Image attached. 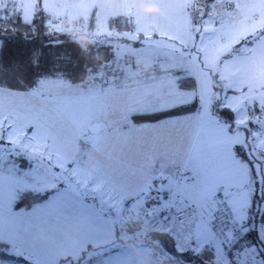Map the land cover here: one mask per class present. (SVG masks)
<instances>
[{
    "label": "rangeland",
    "instance_id": "374dc122",
    "mask_svg": "<svg viewBox=\"0 0 264 264\" xmlns=\"http://www.w3.org/2000/svg\"><path fill=\"white\" fill-rule=\"evenodd\" d=\"M100 2L0 0V18H5V11L14 14L19 10L21 20L29 23L37 8H42L60 21L61 33L82 34L79 40L85 42L82 39L88 38L91 30L93 37L86 39L89 43H107L121 58L128 48L115 41L117 32L109 28L112 18L104 14L107 9ZM224 2L230 11L224 18L219 51L228 55L211 60L215 51L211 48L198 61L185 46L189 31L180 45L179 66L194 77L192 90L169 94L139 88L128 91L130 88L124 86L109 93V83L126 81L121 75L107 74L103 70L106 64L81 84L45 79L30 92L0 88V254L20 257L27 264H88L95 258L101 261L93 264H163L164 258L168 263L170 257L168 264H185L157 247L158 239L148 238L151 231L163 233L168 229L174 251L189 250L200 255L208 249L213 251L214 264H230L221 243L206 225L213 198L222 190L236 208V219L255 226L258 243L249 253L257 264H264V0ZM197 3L191 0L188 10H196ZM130 35L141 43L148 40ZM165 37L168 34L162 32V40ZM153 42L146 41L144 48L131 52L154 57L155 49L149 46ZM190 103H195L196 110L181 116L187 122L180 126H185L150 128L159 135L150 134L147 124L132 126L129 121L135 112H155ZM219 112H223V120ZM100 116L106 121L116 119L119 131L117 138H112L108 133L115 128L104 130L103 151L117 157L121 164L126 158L136 162L138 173L134 177L120 166L114 169L119 179L116 186L111 178L98 175L95 167L93 135ZM127 116L128 120L122 119ZM148 136L160 138L152 148L145 149L143 137ZM81 138L88 141L85 163ZM131 142L137 148L134 153ZM33 146L45 158L50 154L46 162L41 156H33ZM127 179L134 182V206L129 204L133 200H124L122 194ZM112 188L118 193L114 194ZM34 189L47 197L30 209L13 208L20 193ZM255 193L261 199L257 206L252 204ZM163 196L169 200L162 205L147 208L143 202ZM179 212L185 213V224L168 216ZM147 215L148 221L144 220ZM84 216H101L102 226L95 225L103 229L99 230L103 232L99 242L94 239L93 221ZM165 216L169 218L165 220ZM167 220L171 221L165 223ZM136 221L145 222L135 232L123 230V223ZM42 225L44 233L40 231ZM90 242L96 244L92 246L95 248H87L86 252Z\"/></svg>",
    "mask_w": 264,
    "mask_h": 264
},
{
    "label": "crops",
    "instance_id": "0c3cea01",
    "mask_svg": "<svg viewBox=\"0 0 264 264\" xmlns=\"http://www.w3.org/2000/svg\"><path fill=\"white\" fill-rule=\"evenodd\" d=\"M98 1H101L100 2L101 6H106L104 8L107 10L105 11L104 14H107L110 18L125 17L130 23V29L128 31L122 34L117 32L115 35L116 36L115 41H120L123 44V46L128 48V50L124 51L123 54L120 55L121 58H119L117 56L118 54L115 53L112 59L109 60V62L105 63L106 65H108V67L103 69L106 71L107 74L119 75V76L121 75L126 82L124 84H122V82L118 84H115L114 82L109 83L106 86L110 88L109 93L113 92L114 90H120L118 87L125 86L130 88L128 89V91H134L137 90L136 88H139L138 90L153 91L156 93L165 92L172 94L174 90L176 91L180 90L176 86L177 80L182 79L184 77H190L194 81V77L189 75L190 71H188L185 68H181L179 66L180 64L179 62L181 58V52L179 48L180 45H183V42L186 40L185 35L187 34L188 31H189V39H188V44L185 43V46L189 51H191L192 54H194V57L198 61L201 62L206 57V54L210 53V52H206L205 51L206 49H211V48L215 49V51L211 53V60L212 58L215 57L223 58L227 54V52H224L222 54L219 51L220 44L223 42L222 37H224L223 36L224 18H226L227 12L230 11L229 5L228 4L226 5L224 0H214V2H206V0L205 1L195 0V2H198L197 3L198 7L196 10H192V9L188 10L191 0H103V2L102 0H98ZM161 3L165 4L166 7H160L159 5ZM129 5L131 6L129 7ZM156 9L159 10L160 13H158ZM159 29L162 30V32L168 34V37H165L164 40H162L161 38L162 32H159ZM132 33L133 36H138L139 38L145 37L143 39L147 38L148 40L146 41H150V40L154 41L149 45L150 48L152 47L155 49L154 57L133 54L131 52L132 49L136 50L142 47L144 48L146 46L144 44L146 41L144 42V40H142L141 43L139 39L131 38L130 34ZM150 37L151 38L154 37V39H151ZM137 40L139 41V43L135 44L134 42H136ZM166 40H172L174 43L166 44ZM135 64H143V66H138ZM111 80L113 79L111 78ZM155 81L157 82V85ZM194 88H195V81H194ZM148 111L135 112L132 115L153 113ZM131 116L129 118V121L132 126L140 127L145 125V124L142 125L133 124V122L131 121ZM180 118L181 116L168 118L155 123H147L148 126L147 130L150 134L159 135L160 134L159 131H155L151 129L155 127H164V128L165 127L174 128V126L184 127L185 125L180 126V124H186L187 121H183ZM122 119L128 120V116L123 117ZM95 126L97 127V130L94 132L93 135L94 137L93 149L97 154L95 156V161H97L95 162V167L97 169V172L99 171L98 175L111 178L113 180V184L116 186L117 183L119 182V179H118V175H114V169L120 166L122 167V169L129 171L131 173V176L134 177V173L135 174L138 173L135 172L136 162L134 160L132 162L131 159H129L128 161V159L126 158L124 164H121L119 163L117 157L103 151V148L105 147L106 144V135H104V130L115 128L111 133H108V135H111L112 138H117L119 131H118L116 119L114 121H112L111 119L109 121H106V120H102L100 116L96 120ZM127 126L128 124L126 123L124 127ZM143 138L145 140L144 147L145 149H148V148H152L155 144L158 143L160 136H148ZM81 140L85 146V148L83 149V153H84L83 162L85 163L87 157V155H85L86 154L85 150L88 141H86L85 138H81ZM130 147L132 149L131 151L132 153L137 151V148L133 142H131ZM31 149L33 151L32 152L33 156L36 157L41 156L44 159V162H46V158L50 156V154L48 153V155L45 158L40 151L39 152L35 151L34 146ZM100 162L103 163L101 164ZM155 163L149 166L147 165V167L150 168L154 166ZM102 170H106V171L103 173ZM130 181H131L130 179L129 180L127 179L125 183V190L122 193L123 195H125L124 200L126 201L131 200L132 199L131 196H133L134 194V186H133L134 182L130 183ZM112 190L114 191V194L118 191V189L115 188H112ZM33 191H36V189H34ZM110 195H112V192H110ZM113 198L116 199V196ZM150 199L151 198H149V200H143V202L147 204V208H151L152 205H162L169 200L167 196H163L162 198L154 197V199L152 197V200H154V202H152ZM130 202L131 203L129 204L133 206L136 205L134 200ZM172 214L173 213H170V215ZM83 219H88L93 221V225H94L93 232L95 237L94 239L98 240L99 242V239H101L100 237L103 236V232L101 233L99 231V230H103L100 227L102 226L101 216H98L95 219L84 216ZM145 219H147L148 221V215L146 216V218H144V220ZM144 222L145 221H142V223ZM97 224L100 225L99 228L95 227V225ZM40 231L44 233V225H42ZM164 232H168V229ZM109 239H111L110 236L108 240ZM7 245L8 244H6V246ZM93 245L96 244L90 242L89 244L86 245V249L84 250H86V252H88L89 249L92 250L93 248H95L92 247ZM16 246L18 247L19 245L16 243ZM208 251L209 252H207L206 256L209 257V262L208 260H206V264H214L213 251L210 250ZM96 255L97 253L95 254V256ZM16 259H17V263H14L13 261L7 262L6 260L0 259V264H27V262H24L20 257H16ZM95 260L92 259L89 260L88 264H93L94 262L101 261L100 258H98L97 261ZM185 264H189V263H185Z\"/></svg>",
    "mask_w": 264,
    "mask_h": 264
},
{
    "label": "trees",
    "instance_id": "16d2710c",
    "mask_svg": "<svg viewBox=\"0 0 264 264\" xmlns=\"http://www.w3.org/2000/svg\"><path fill=\"white\" fill-rule=\"evenodd\" d=\"M4 15L5 18H0V88L2 89L13 92H30L39 81L45 79H63L81 84L86 82L90 74L98 72L101 66L109 62L114 56L113 48L107 43H89L86 40L93 37L91 30L89 37L82 39L85 42L79 40V36H83L82 34L75 36L61 33L60 21L52 18L42 8H37L29 23L21 20L19 10H15L14 14L5 11ZM65 26L69 27L68 24ZM109 28L114 32H126L130 29V23L125 17H114L109 21ZM176 86L180 90H192L194 89V81L190 77H184L176 81ZM195 110V103L183 104L153 113L134 114L131 116V121L135 125L155 123L168 118L184 116L193 113ZM222 113L219 112L218 115L223 120ZM237 153L241 159L245 158L239 152V148H237ZM255 195L256 193L253 195L252 204L256 203L257 206L259 202L261 203V199ZM45 197L46 195L38 194L37 191H24L17 196L13 208L17 210L29 209ZM253 211L252 206L249 213L251 214ZM171 220H167L165 223ZM187 221L183 223L185 224ZM244 224L249 230L243 238V242L250 250L258 243L256 229L249 221ZM141 226V221L132 224L126 222L122 225L124 231L131 233ZM148 238L151 240L158 239L156 246L165 249V252L170 253V256L175 255L178 260H184L189 264L199 261L206 264V260L209 262V258L207 259L206 256L209 252L208 249L202 251L200 255L189 250L181 253L174 251V244L168 232L156 233L151 231ZM251 256L250 253L249 256L246 255L247 258ZM0 257L6 261L17 263V259L14 257L2 254ZM165 260L166 258H164L163 264H165ZM171 260L170 257L167 262L169 263ZM255 264L257 263L255 262Z\"/></svg>",
    "mask_w": 264,
    "mask_h": 264
},
{
    "label": "built area",
    "instance_id": "2783aa9c",
    "mask_svg": "<svg viewBox=\"0 0 264 264\" xmlns=\"http://www.w3.org/2000/svg\"><path fill=\"white\" fill-rule=\"evenodd\" d=\"M236 214V208L231 205L225 192L219 190L213 198L212 214L206 219V225L221 243L230 264H255L252 257H246L249 256V250L243 242L249 228L236 219ZM164 218L166 220L168 216ZM174 219L179 223L184 222L185 213H176Z\"/></svg>",
    "mask_w": 264,
    "mask_h": 264
},
{
    "label": "snow or ice",
    "instance_id": "6c2138e0",
    "mask_svg": "<svg viewBox=\"0 0 264 264\" xmlns=\"http://www.w3.org/2000/svg\"><path fill=\"white\" fill-rule=\"evenodd\" d=\"M131 5H129V7H130ZM160 7H166V5L165 4H163V3H161L160 5H159ZM135 44H138L139 43V41L137 40L136 42H134Z\"/></svg>",
    "mask_w": 264,
    "mask_h": 264
}]
</instances>
